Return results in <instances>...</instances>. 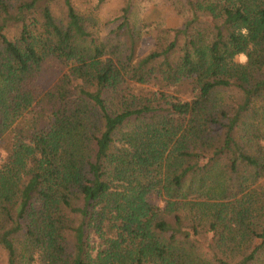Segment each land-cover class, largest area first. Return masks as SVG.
<instances>
[{
	"label": "trees",
	"instance_id": "obj_1",
	"mask_svg": "<svg viewBox=\"0 0 264 264\" xmlns=\"http://www.w3.org/2000/svg\"><path fill=\"white\" fill-rule=\"evenodd\" d=\"M165 1L0 0V264H264V0Z\"/></svg>",
	"mask_w": 264,
	"mask_h": 264
},
{
	"label": "rangeland",
	"instance_id": "obj_2",
	"mask_svg": "<svg viewBox=\"0 0 264 264\" xmlns=\"http://www.w3.org/2000/svg\"><path fill=\"white\" fill-rule=\"evenodd\" d=\"M128 0H103L97 5V0H75L80 8L93 11L97 19V26L106 33L117 22V17L121 13L120 8ZM131 10L129 17L135 27L141 29V37L136 46V55L142 57L148 53L155 45L157 38L163 35L164 30L178 25L179 16L169 8L165 0H129ZM95 7L97 8L96 10ZM110 44L116 40L110 38ZM118 42L117 48L122 51V45ZM63 73L60 65L48 59L41 70L39 82L42 86H52ZM145 89L155 90L154 86H147ZM0 144V163L5 158V151ZM95 246L98 244L97 238H92Z\"/></svg>",
	"mask_w": 264,
	"mask_h": 264
},
{
	"label": "clouds",
	"instance_id": "obj_3",
	"mask_svg": "<svg viewBox=\"0 0 264 264\" xmlns=\"http://www.w3.org/2000/svg\"><path fill=\"white\" fill-rule=\"evenodd\" d=\"M237 35L243 36V37H247L249 35V31L246 27H240L237 31H236ZM232 61L234 63H238L241 67L246 66L247 62H248V56L245 52L241 51L236 53L233 57H232Z\"/></svg>",
	"mask_w": 264,
	"mask_h": 264
}]
</instances>
